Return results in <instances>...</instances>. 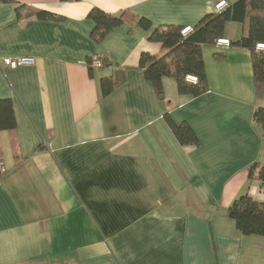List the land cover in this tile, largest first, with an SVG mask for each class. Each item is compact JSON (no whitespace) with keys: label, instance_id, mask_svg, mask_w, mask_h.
<instances>
[{"label":"crops","instance_id":"obj_1","mask_svg":"<svg viewBox=\"0 0 264 264\" xmlns=\"http://www.w3.org/2000/svg\"><path fill=\"white\" fill-rule=\"evenodd\" d=\"M8 1L0 100L12 101L16 130L0 131V264H264V237L243 235L228 216L240 195L264 202V137L252 121L264 91L250 52L204 46L208 91L181 96L164 79L158 95L139 65L161 44L130 21L100 43L91 36L93 9L193 29L219 1ZM241 35L230 23L224 39ZM7 57L36 64L9 69ZM104 59L91 76L88 62ZM109 77L123 84L103 99ZM167 114L199 145H181Z\"/></svg>","mask_w":264,"mask_h":264},{"label":"trees","instance_id":"obj_2","mask_svg":"<svg viewBox=\"0 0 264 264\" xmlns=\"http://www.w3.org/2000/svg\"><path fill=\"white\" fill-rule=\"evenodd\" d=\"M9 2L8 0H3ZM63 2H76L80 0H62ZM190 1V0H180ZM222 1V0H218ZM227 6L219 12L207 14L193 28L192 33L183 37L182 27L166 26L154 27L147 18L129 15L126 12L113 16L99 9L89 13V19L94 21L92 38L100 43L114 28L130 21L148 34V40L161 44L162 53L158 56L143 54L140 58V68L143 70L158 95H163L164 79H172L181 96L197 98L208 91L205 63L202 48L209 46L216 48V43L226 37V28L230 23L242 26V35L238 41L230 42L231 47L248 50L251 54L253 79L256 91H264V51L258 50L259 44L264 45V0H225ZM38 19H56L55 15L45 12H32ZM222 54L216 53L220 58ZM109 62L102 60V67ZM91 76L93 69L88 62ZM197 79L196 83L187 81V77ZM123 80L114 77L103 78L99 82V91L103 99L110 97L120 86ZM177 140L184 146H198L199 140L187 123L175 124L170 116L166 115ZM253 123L259 127L264 137V109L259 108L252 113ZM14 132L16 119L13 103L9 99L0 100V131ZM1 161V160H0ZM2 162V161H1ZM252 179V171L250 173ZM259 179L264 185V167ZM228 216L234 221L236 228L245 236L264 237V202H259L248 194L240 195L228 209Z\"/></svg>","mask_w":264,"mask_h":264},{"label":"built area","instance_id":"obj_3","mask_svg":"<svg viewBox=\"0 0 264 264\" xmlns=\"http://www.w3.org/2000/svg\"><path fill=\"white\" fill-rule=\"evenodd\" d=\"M226 6H227V2L225 0L219 1L215 7V10L217 12L222 11L223 9L226 8ZM192 31H193L192 28L187 27L181 31V34L183 37H186L187 35L192 33ZM229 47H230V42L227 39H220L216 43V49L217 50H222L223 48H229ZM257 49L264 51V45L259 44L257 46ZM35 64H36V59L33 57H20V58H8L7 57V58H4L2 60V66L5 68H9V69H18L21 67L34 66ZM91 65L94 68H101L102 62L100 60H95V61H93V63ZM187 81L191 82V83H196L197 79L195 77L188 76ZM3 170H4V165L0 161V173Z\"/></svg>","mask_w":264,"mask_h":264},{"label":"rangeland","instance_id":"obj_4","mask_svg":"<svg viewBox=\"0 0 264 264\" xmlns=\"http://www.w3.org/2000/svg\"><path fill=\"white\" fill-rule=\"evenodd\" d=\"M171 83H173V84H174V83H175V81H173V82H172V80H171Z\"/></svg>","mask_w":264,"mask_h":264}]
</instances>
